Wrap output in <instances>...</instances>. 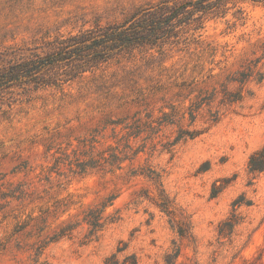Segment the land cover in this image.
Instances as JSON below:
<instances>
[{
    "label": "rangeland",
    "instance_id": "rangeland-1",
    "mask_svg": "<svg viewBox=\"0 0 264 264\" xmlns=\"http://www.w3.org/2000/svg\"><path fill=\"white\" fill-rule=\"evenodd\" d=\"M159 1L0 0V50L25 52L40 46L38 51L46 52L43 43L56 36L123 22ZM190 34H180L181 41L188 38L187 43L167 44L159 52L136 51L134 58L103 65L92 79L87 73L86 79L66 84L63 92L15 90L0 96L1 189L7 192L21 184L31 198H42L30 205L26 200L18 213L21 219L52 197L71 198L68 214L74 215L101 197L119 194L107 209L117 219L96 240H86L82 226L72 237L44 250L41 258L48 264H104L118 248H125L119 260L134 254L138 264H166V255L176 248L180 254L175 264H264V172L253 179L247 172L249 155L264 151V81L249 84L252 98L222 107L215 124L210 123L206 108L202 110L194 128L203 133L170 151L161 144L173 138V127L163 128L153 142L131 141L134 148L143 147L133 166L149 164L162 173L167 194L190 218L192 238H180L149 200L136 198L142 192H154L148 180L119 178L118 173L104 182L99 175L80 177L71 171L72 150L79 141H97L96 150H102L113 144L111 120H130L138 110L144 116V107L135 102L144 99L147 111L156 116L161 106L174 101L167 93L173 84L199 79L200 70L204 75L211 68L214 73L235 71L264 37V7L239 3L225 17L206 21L193 36L200 35L199 44L189 42ZM207 45L217 49L213 60L201 52ZM261 67L264 72V62ZM214 186L222 187L215 196ZM240 195L252 205L237 209L240 225L221 237L217 228ZM16 204L12 202L4 211L18 208ZM13 225L11 217L3 219L0 213V239L12 233ZM26 259L27 254L13 249L0 255V264H28Z\"/></svg>",
    "mask_w": 264,
    "mask_h": 264
},
{
    "label": "trees",
    "instance_id": "trees-1",
    "mask_svg": "<svg viewBox=\"0 0 264 264\" xmlns=\"http://www.w3.org/2000/svg\"><path fill=\"white\" fill-rule=\"evenodd\" d=\"M239 3L264 7V0H161L135 12L123 22L95 25L76 34L56 36L43 43L47 48L46 52H39L40 46L25 49V52L15 48L0 50V96L15 90H20L23 94L46 89L63 92L66 84L86 79L87 73L92 75V79L101 66L134 58L136 51L157 49L156 52H159L167 44L187 43L188 38L181 41L180 34L190 31L192 39H189V42L199 44L197 38L200 35L193 36L203 28L204 23L225 17L228 10L236 8ZM236 13L241 14V10L237 8ZM201 52L213 60L217 49L207 45ZM251 53V56H246L238 62L237 69L233 72L225 69L214 73L211 68L204 75L203 70H200L197 73L199 79L193 78L189 82L173 84V88H168L167 93H171L174 101L161 106L156 116L147 111L144 99L135 102L144 107L143 111L146 113L141 117L138 110L130 120H111L109 125L112 126L113 144L96 150L94 143L97 141L90 140L88 144L84 141L78 142L77 149L72 150V173L80 177L99 175L104 182L110 181L108 178L118 173L119 178L142 177L148 180L153 185L154 192H142L136 198L149 200L168 218L171 229L180 238H192L190 218L177 208L167 194L162 173L149 164L133 166L137 156L143 152V147L134 148L131 141L141 138L142 141L153 142L159 139L163 128L173 127V138L161 144L163 150L170 151L178 143L193 140L203 133L194 128V125L205 108L210 123L215 124L220 119L222 107L230 108L243 102L245 98H252L254 92L248 88L249 84L260 85L264 81L261 67L264 62V37L254 46ZM197 68L198 65L194 66V69ZM215 104L217 108L213 109ZM247 172L252 179L264 172L263 150L254 151L249 155ZM221 188L214 186L212 195L215 196ZM118 196V193H111L101 197L74 215L68 214L73 205L71 198L52 197L37 207L36 212L32 210L21 219L18 213L24 208V202L29 200L27 204L30 205L41 202L42 198H31V194L24 190L21 184L7 192L2 191L0 186V213L3 214V219L11 217L14 220L12 233L0 239V255L14 249L16 252L27 254L28 264H48L41 258L44 250L51 244L72 237L78 228L85 226V239L96 240L103 229L117 219L116 214L108 213L107 209L113 206ZM12 202L17 203L18 208L10 212L4 211ZM251 205L252 202L245 201L243 195L236 198L229 217L217 228L218 235H231L241 223L237 209ZM124 251L125 248H118L115 253L105 258L104 264H138L134 254L125 255L119 260L118 255ZM179 254L178 248L174 249L172 254H167L166 264H175L174 260Z\"/></svg>",
    "mask_w": 264,
    "mask_h": 264
}]
</instances>
